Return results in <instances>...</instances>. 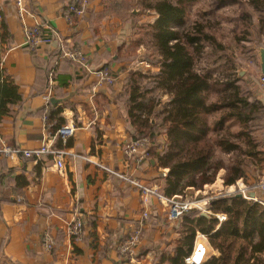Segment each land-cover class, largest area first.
<instances>
[{"label": "crops", "instance_id": "1", "mask_svg": "<svg viewBox=\"0 0 264 264\" xmlns=\"http://www.w3.org/2000/svg\"><path fill=\"white\" fill-rule=\"evenodd\" d=\"M72 1L21 0V15L17 0H0V103L6 110H0V146L25 150L48 146L64 152L62 171L52 155L30 160L0 156V178L29 182L27 187L12 184L10 188L0 179V197L9 193L13 200L2 203L0 199V264H168L166 256L176 250L183 222H169L155 198L144 203L135 188L110 178L97 166L101 163L161 191L169 172L151 160H128L124 154L134 131L123 96L119 99L125 80L132 72L159 71L146 57L137 62L126 57L134 29L141 24L128 17V13L141 14L129 4L138 0H90L86 14L70 25L64 13ZM144 13L135 19L145 17L148 25L156 21V13ZM33 26L43 27L50 43L28 46L25 29ZM74 48L85 55V65L65 56ZM105 68L118 78L114 87L96 86L93 72ZM261 97L264 102V91ZM164 100L166 104L168 98ZM60 118L63 125L73 122L77 128L65 142L52 135ZM219 154L222 158L216 162ZM231 155L216 153L214 162L221 166L215 182L207 187L225 189L231 163L223 159ZM263 178L264 171L257 183ZM254 182L249 180L250 185ZM187 192L194 194V189ZM256 195L264 201V193ZM145 212L148 220L143 218ZM74 220L83 226L77 239L68 235ZM140 224L139 245L132 254L121 255L119 247ZM47 233L55 238L50 253L43 247ZM199 235L192 252L202 240ZM207 242L205 263L219 257Z\"/></svg>", "mask_w": 264, "mask_h": 264}, {"label": "trees", "instance_id": "2", "mask_svg": "<svg viewBox=\"0 0 264 264\" xmlns=\"http://www.w3.org/2000/svg\"><path fill=\"white\" fill-rule=\"evenodd\" d=\"M198 1L142 0L143 11L157 15L148 26L147 36L156 58L150 57L148 62L159 71L132 72L119 96H123L134 129L132 139H148V159L169 170L162 189L168 198L213 184L221 166L214 163L218 151L236 154L224 177L226 187L236 186L240 180L254 186L249 180L254 178L256 184L264 171V90L253 78L240 79L237 65L228 55L216 57L219 75L198 69L208 50L214 57L226 50L213 35L209 20H189ZM243 1L259 15L258 34L264 36V0ZM243 19L249 28L243 38H235L239 42L252 36L250 30L255 27L252 15L245 14ZM162 96L168 98L166 104L161 103ZM0 110L6 112L3 103ZM56 121L52 135L64 124L61 118ZM234 125L239 127L237 131H232ZM1 178L6 187L29 184ZM0 199L2 203L13 201L9 193L1 194ZM211 206L215 215L224 214L227 221L217 230L215 216L203 217L198 210L184 215L177 248L166 256L168 264H185L198 233L207 236L211 247L219 252V257L206 264H264V206L237 194L215 198Z\"/></svg>", "mask_w": 264, "mask_h": 264}, {"label": "built area", "instance_id": "3", "mask_svg": "<svg viewBox=\"0 0 264 264\" xmlns=\"http://www.w3.org/2000/svg\"><path fill=\"white\" fill-rule=\"evenodd\" d=\"M90 4V0H74L72 1L67 11L64 13V17L70 25H74L76 21L81 19L85 14L86 10ZM17 5L19 8V12L22 15V2L21 0H17ZM25 35L27 40V45L34 48L38 44L50 43L51 38L49 34L45 32V29L41 26H33L27 27L25 29ZM65 56L72 60L75 63L80 65H85V55L78 48H74L72 50H67L64 52ZM88 69L87 66H84ZM97 79V87H114L118 83V78L112 74L109 69H97L93 72ZM261 82L264 87V76L261 77ZM44 121L47 122V117L44 118ZM76 126L73 122H70L66 125H63L56 132L55 138H59L62 141H68L73 138L76 134ZM150 147V143L148 139L142 140H132L126 144L124 148V154L128 160L136 159L138 162H144L148 159V149ZM44 155H52L55 157V166L59 171H62L64 168V152L53 151L50 147L45 146L36 150H25L22 148H11L7 146H0V156L3 157H23L26 160L30 159H41ZM99 169H102L109 177H113L120 181H124L133 188H135L141 195L144 203H149L151 198H155L163 207L165 208V213L167 215V220L169 222H180L182 221L184 215L189 213L192 210H198L200 214L206 213L213 216L211 202L213 199L234 195V194H242V198L246 201H255L264 206V201L257 198H250L248 196L249 193H264V178L261 179L258 183L254 184L252 187V191H249V187L244 186L240 187L239 184L236 186L228 187L226 190L217 191L213 187L204 186L202 190L195 191L194 194H190L187 191L185 194L180 196H174L172 198L166 197L161 190L155 187H148L143 184L140 180L128 176L126 174H122L120 172H116L101 163L97 164ZM166 176V174H165ZM193 191V190H192ZM143 218L148 220L149 213L145 212L143 214ZM216 218L219 221V226L227 221V216L220 214L216 215ZM82 223L78 220H74L68 229L69 237L73 239H77L81 236L82 231ZM143 225L140 224L139 227H136L134 231L130 234V236L126 239L123 245L119 247V252L121 255H128L134 252V249L139 245L142 238ZM201 237V241L199 244H196L192 254L185 259V264H206L207 258V246L205 243H208L207 236L199 235ZM44 250L48 253L52 252L55 248V238L52 234L47 233L44 237Z\"/></svg>", "mask_w": 264, "mask_h": 264}, {"label": "rangeland", "instance_id": "4", "mask_svg": "<svg viewBox=\"0 0 264 264\" xmlns=\"http://www.w3.org/2000/svg\"><path fill=\"white\" fill-rule=\"evenodd\" d=\"M129 7L135 9L138 7L136 11L141 12V14L134 15L133 13H128V17L135 20V25L139 23L141 24L140 28L134 29V32H136L137 34L135 33L134 37L131 36V42L129 43L130 46L126 51V54L128 55H126V57H130L129 60H134V62H137L140 58L145 57L147 59L153 57V60H155V51L153 50L151 39L147 36L149 26L147 22L148 20L144 21L145 17L142 19L143 22L140 21V19H135L138 18L139 15H147L144 12L149 11H143L142 0H138L131 6L129 4ZM129 7L128 10L131 11ZM245 14L252 15L253 24L255 25V27L250 30L252 36H245L247 37L246 40L243 42H239L235 38H243L244 31L249 28L248 23H246V21L243 19ZM201 17H204L213 24V35H215L219 43H222L226 47V50L224 52H217L215 57L211 55V50H208L207 53L203 56L200 64L198 65V69L201 71L209 70L215 75H219L217 64L215 63L217 60L216 57H223L225 55H228L234 60V63L237 65L236 72L240 79H248L249 77L250 79L253 78L252 80L256 83L257 87H260V89L264 90L263 84L261 82L262 75H260L259 58V52L262 48H264V36H259L258 34L257 27H259V15H256L252 11L250 6L247 5V3H245L243 0H199L196 4L193 5L189 20L193 22L197 19H201ZM140 48L141 54L139 55L138 50ZM155 96L157 97L158 95L156 94L154 95V97ZM164 97L165 96H162L160 98L162 104H164L165 102ZM153 118L154 117H152V119ZM153 121L155 120L153 119ZM238 129L239 127L237 125H234L232 127V131H237ZM221 158L222 155L219 154L216 157L215 161L217 162L218 160H221ZM235 159L236 154L231 155L230 158L226 157L223 160L225 161V163L229 161L232 164ZM145 161H149V159ZM227 188L228 187H225V190ZM249 188V191L253 190L252 187Z\"/></svg>", "mask_w": 264, "mask_h": 264}, {"label": "water", "instance_id": "5", "mask_svg": "<svg viewBox=\"0 0 264 264\" xmlns=\"http://www.w3.org/2000/svg\"><path fill=\"white\" fill-rule=\"evenodd\" d=\"M259 58H260V68H261V75L264 76V48H262L259 52ZM52 103H56V102H61V101H56V100H52L51 101ZM154 123V121H153ZM248 196L250 198H255L256 197V194L251 192L248 194ZM237 197L239 198H242V194H237ZM203 217H207V218H210L206 213H202L201 214Z\"/></svg>", "mask_w": 264, "mask_h": 264}, {"label": "bare ground", "instance_id": "6", "mask_svg": "<svg viewBox=\"0 0 264 264\" xmlns=\"http://www.w3.org/2000/svg\"><path fill=\"white\" fill-rule=\"evenodd\" d=\"M219 185H220V184H219ZM239 185H240V187H243V184H242V182H240V183H239Z\"/></svg>", "mask_w": 264, "mask_h": 264}]
</instances>
